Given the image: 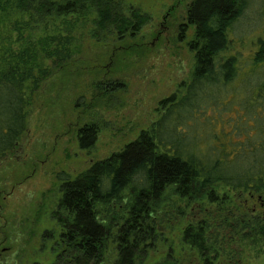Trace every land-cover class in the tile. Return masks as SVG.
<instances>
[{
  "label": "trees",
  "instance_id": "trees-1",
  "mask_svg": "<svg viewBox=\"0 0 264 264\" xmlns=\"http://www.w3.org/2000/svg\"><path fill=\"white\" fill-rule=\"evenodd\" d=\"M249 4L193 0L186 20L195 63L184 92L163 100L159 119L120 152L74 179L58 175L63 249L54 264H145L176 197L212 206L183 231L184 251L204 264L238 253L220 237L231 222L242 242L264 243V218L238 204L244 195L264 199V30L248 54L233 35ZM82 18L91 36L116 33L120 41L150 21L124 0H0V160L27 131L32 95L53 75L47 63L57 74L75 61ZM97 133L94 124L81 128L80 146L92 148ZM154 264L181 260L172 250Z\"/></svg>",
  "mask_w": 264,
  "mask_h": 264
},
{
  "label": "rangeland",
  "instance_id": "rangeland-1",
  "mask_svg": "<svg viewBox=\"0 0 264 264\" xmlns=\"http://www.w3.org/2000/svg\"><path fill=\"white\" fill-rule=\"evenodd\" d=\"M124 1L149 17L147 25L120 41L116 33L91 36L89 19L78 21L73 35L82 39L79 54L57 74L47 63L53 75L32 95L27 131L17 149L0 160V241L6 248L5 253L0 249V264H54L63 249L57 221L58 175L74 179L97 161L120 152L159 119L161 102L181 95L182 86L191 79L194 29L186 16L193 0ZM263 30V1L250 0L233 33L245 41L243 53L254 49ZM91 124L98 128L96 142L83 149L79 131ZM241 197L240 207L252 210L259 220L264 218L263 197ZM172 202L165 207L155 247L147 250L145 264L163 260L172 250L181 264H204L196 253L184 251L183 231L212 206L177 197ZM217 222L212 221L215 226ZM230 224L229 232L220 237L228 236L229 250L238 253L220 259L212 256V264H264L262 237L258 243L242 242L232 231L234 222Z\"/></svg>",
  "mask_w": 264,
  "mask_h": 264
},
{
  "label": "flooded vegetation",
  "instance_id": "flooded-vegetation-1",
  "mask_svg": "<svg viewBox=\"0 0 264 264\" xmlns=\"http://www.w3.org/2000/svg\"><path fill=\"white\" fill-rule=\"evenodd\" d=\"M5 245L4 241H0V249L3 251V253L6 252V248H3ZM0 254H2V252H0Z\"/></svg>",
  "mask_w": 264,
  "mask_h": 264
}]
</instances>
